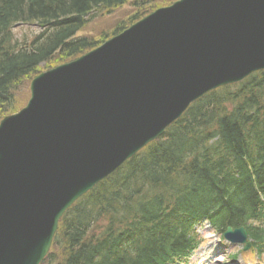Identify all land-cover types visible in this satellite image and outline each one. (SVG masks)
<instances>
[{
	"label": "water",
	"instance_id": "95a60500",
	"mask_svg": "<svg viewBox=\"0 0 264 264\" xmlns=\"http://www.w3.org/2000/svg\"><path fill=\"white\" fill-rule=\"evenodd\" d=\"M263 69L264 0H176L39 73L0 121V264H39L76 200L192 102Z\"/></svg>",
	"mask_w": 264,
	"mask_h": 264
},
{
	"label": "trees",
	"instance_id": "16d2710c",
	"mask_svg": "<svg viewBox=\"0 0 264 264\" xmlns=\"http://www.w3.org/2000/svg\"><path fill=\"white\" fill-rule=\"evenodd\" d=\"M130 0H0V120L45 69L93 49L153 9L134 10L100 39L77 36L101 11ZM148 6L149 9H146ZM42 25L28 42L18 24ZM264 70L204 94L113 173L70 206L41 264H179L197 245L194 224L244 226L255 246L264 229Z\"/></svg>",
	"mask_w": 264,
	"mask_h": 264
},
{
	"label": "rangeland",
	"instance_id": "374dc122",
	"mask_svg": "<svg viewBox=\"0 0 264 264\" xmlns=\"http://www.w3.org/2000/svg\"><path fill=\"white\" fill-rule=\"evenodd\" d=\"M147 1V0H144ZM163 0H149L148 5L152 3L160 4ZM166 1V0H165ZM133 0L128 1L126 4L118 7L112 13L107 14L105 11H101L77 34L80 36H92L100 39L104 35H108L112 32L114 26L121 20H127L129 15L134 10L132 5ZM162 3H165L164 1ZM167 5V4H165ZM149 9L148 6H145ZM40 30L37 24H18L12 28L14 37L19 42L30 41L35 34ZM29 82L24 85L23 90L17 93L18 108H21L29 97ZM196 231L200 234L203 242L191 254L187 264H263L264 255L262 259H257L255 254L249 253V249L246 252L237 254L235 258L230 259L232 254L241 249L239 244H229L223 240L219 241L217 234H214L207 223H203L196 227Z\"/></svg>",
	"mask_w": 264,
	"mask_h": 264
}]
</instances>
